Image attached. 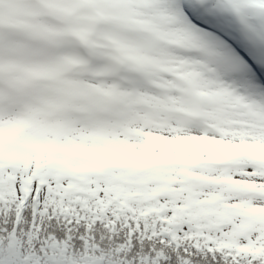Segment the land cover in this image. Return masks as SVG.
I'll use <instances>...</instances> for the list:
<instances>
[{
  "label": "snow or ice",
  "instance_id": "snow-or-ice-1",
  "mask_svg": "<svg viewBox=\"0 0 264 264\" xmlns=\"http://www.w3.org/2000/svg\"><path fill=\"white\" fill-rule=\"evenodd\" d=\"M0 264H264V0H0Z\"/></svg>",
  "mask_w": 264,
  "mask_h": 264
}]
</instances>
